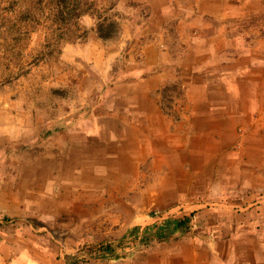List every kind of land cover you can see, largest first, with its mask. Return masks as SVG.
<instances>
[{"label":"rangeland","instance_id":"rangeland-1","mask_svg":"<svg viewBox=\"0 0 264 264\" xmlns=\"http://www.w3.org/2000/svg\"><path fill=\"white\" fill-rule=\"evenodd\" d=\"M44 1L0 11L4 264H136L177 204L264 203V0H93L109 38Z\"/></svg>","mask_w":264,"mask_h":264},{"label":"crops","instance_id":"crops-1","mask_svg":"<svg viewBox=\"0 0 264 264\" xmlns=\"http://www.w3.org/2000/svg\"><path fill=\"white\" fill-rule=\"evenodd\" d=\"M217 205L192 216L188 231L154 237L158 243L141 251L136 264H264V203L246 212L230 204ZM9 249L0 248V264H4L1 257L16 255H10L13 249ZM22 259L28 264L22 256L17 262Z\"/></svg>","mask_w":264,"mask_h":264},{"label":"trees","instance_id":"trees-1","mask_svg":"<svg viewBox=\"0 0 264 264\" xmlns=\"http://www.w3.org/2000/svg\"><path fill=\"white\" fill-rule=\"evenodd\" d=\"M49 4L50 13L54 16L56 22L69 25L73 24L79 17L84 14H91L96 19L95 32L101 38H109L113 36L119 28V23L113 19L108 10L113 8V3L102 7L101 10L93 9V0H46ZM44 0H0V11L6 14L14 12L20 5L43 6ZM191 216L175 217L167 220L159 221L152 227L147 228L143 233V239L146 237H156L159 239L169 238L176 232H185L189 229ZM111 248L105 245L103 250Z\"/></svg>","mask_w":264,"mask_h":264},{"label":"built area","instance_id":"built-area-1","mask_svg":"<svg viewBox=\"0 0 264 264\" xmlns=\"http://www.w3.org/2000/svg\"><path fill=\"white\" fill-rule=\"evenodd\" d=\"M181 207L182 206H176L174 209H171V210L167 211L164 215H161L160 217H158V219L155 222L157 223L159 221H163V220H167V219L175 218V217L182 218L184 215H179L180 213H178V210H180ZM137 234H138V240L144 241L143 240V234L144 233H139L138 232ZM101 250L106 252L103 249H101Z\"/></svg>","mask_w":264,"mask_h":264}]
</instances>
